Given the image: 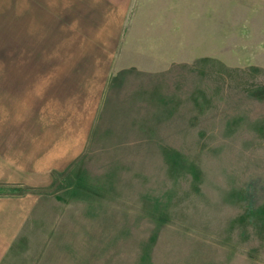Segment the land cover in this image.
<instances>
[{
    "label": "rangeland",
    "instance_id": "1",
    "mask_svg": "<svg viewBox=\"0 0 264 264\" xmlns=\"http://www.w3.org/2000/svg\"><path fill=\"white\" fill-rule=\"evenodd\" d=\"M44 1L0 0V102L91 70L81 20ZM112 65L85 172L0 264H264V0H132Z\"/></svg>",
    "mask_w": 264,
    "mask_h": 264
},
{
    "label": "crops",
    "instance_id": "2",
    "mask_svg": "<svg viewBox=\"0 0 264 264\" xmlns=\"http://www.w3.org/2000/svg\"><path fill=\"white\" fill-rule=\"evenodd\" d=\"M58 2L60 11H65L64 18L80 19L76 31L89 36L93 43L88 45L93 54L82 61L91 70L30 76L19 81L23 86L19 87L21 96L15 103L0 102L5 107L4 115L8 113L0 116V189L24 191L0 195V262L9 257L13 244L20 241L43 193L57 192L64 178L77 185V178L85 172L86 153L99 125L112 116L114 108L120 107L110 95L114 83L112 62L132 0L44 1L49 8ZM34 3L38 7L43 0ZM97 60L99 63L94 64ZM67 63L70 62H66V67L71 66ZM77 63L73 67L87 66ZM92 66L99 69L94 72ZM23 93L27 97H22Z\"/></svg>",
    "mask_w": 264,
    "mask_h": 264
},
{
    "label": "trees",
    "instance_id": "3",
    "mask_svg": "<svg viewBox=\"0 0 264 264\" xmlns=\"http://www.w3.org/2000/svg\"><path fill=\"white\" fill-rule=\"evenodd\" d=\"M70 181V180H69ZM69 181H63V184L61 185V187L62 186H65L67 183H70L71 185L70 186H72L73 185V183H71V182H69ZM68 185V184H67ZM72 187H75V186H72ZM24 191H7V189L6 190H2V189H0V195H2V194H21V193H23Z\"/></svg>",
    "mask_w": 264,
    "mask_h": 264
}]
</instances>
